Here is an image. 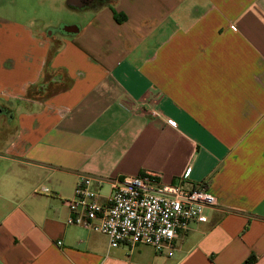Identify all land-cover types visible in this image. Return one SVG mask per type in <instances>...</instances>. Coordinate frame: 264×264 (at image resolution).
<instances>
[{"label": "crops", "instance_id": "0c3cea01", "mask_svg": "<svg viewBox=\"0 0 264 264\" xmlns=\"http://www.w3.org/2000/svg\"><path fill=\"white\" fill-rule=\"evenodd\" d=\"M86 10L53 33L0 13V264H264V0ZM149 173L218 199L173 256L67 223L80 178L104 203Z\"/></svg>", "mask_w": 264, "mask_h": 264}, {"label": "built area", "instance_id": "2783aa9c", "mask_svg": "<svg viewBox=\"0 0 264 264\" xmlns=\"http://www.w3.org/2000/svg\"><path fill=\"white\" fill-rule=\"evenodd\" d=\"M160 178V174L149 173L115 179L106 202L101 203L98 193L91 189L93 180L82 177L75 196L65 200L67 223L107 236L113 248L147 245L173 256L179 234L187 232L193 223L207 222L206 211L216 208L218 199L205 183L186 189L185 176L176 185L163 184Z\"/></svg>", "mask_w": 264, "mask_h": 264}, {"label": "rangeland", "instance_id": "374dc122", "mask_svg": "<svg viewBox=\"0 0 264 264\" xmlns=\"http://www.w3.org/2000/svg\"><path fill=\"white\" fill-rule=\"evenodd\" d=\"M67 2L68 0H7L8 7H5V11H0V13L14 21L33 19L36 21L37 29L46 26L45 29L53 33L58 32L65 24H82L91 14V11L84 10V8L81 10L68 7ZM101 2L94 0V4L89 9L96 7Z\"/></svg>", "mask_w": 264, "mask_h": 264}, {"label": "water", "instance_id": "95a60500", "mask_svg": "<svg viewBox=\"0 0 264 264\" xmlns=\"http://www.w3.org/2000/svg\"><path fill=\"white\" fill-rule=\"evenodd\" d=\"M68 6L69 7H75V8H78V9H83V8H85L86 6H89V7H91L94 3L93 2H91V3H89V1L88 0H68ZM64 31L65 32H76V30H73V29H66V28H64Z\"/></svg>", "mask_w": 264, "mask_h": 264}, {"label": "flooded vegetation", "instance_id": "af4514ba", "mask_svg": "<svg viewBox=\"0 0 264 264\" xmlns=\"http://www.w3.org/2000/svg\"><path fill=\"white\" fill-rule=\"evenodd\" d=\"M88 1H89V3L94 2V0H88ZM97 1H102L101 4L107 2V0H97ZM98 3H99V2H98ZM85 9H89V6H86V7L84 8V10H85ZM81 10H82V9H81Z\"/></svg>", "mask_w": 264, "mask_h": 264}, {"label": "trees", "instance_id": "16d2710c", "mask_svg": "<svg viewBox=\"0 0 264 264\" xmlns=\"http://www.w3.org/2000/svg\"><path fill=\"white\" fill-rule=\"evenodd\" d=\"M117 19V18H116ZM118 20V19H117ZM119 21V20H118Z\"/></svg>", "mask_w": 264, "mask_h": 264}]
</instances>
